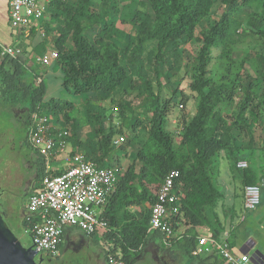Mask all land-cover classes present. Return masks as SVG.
Returning a JSON list of instances; mask_svg holds the SVG:
<instances>
[{
    "label": "trees",
    "instance_id": "1",
    "mask_svg": "<svg viewBox=\"0 0 264 264\" xmlns=\"http://www.w3.org/2000/svg\"><path fill=\"white\" fill-rule=\"evenodd\" d=\"M214 5L215 0L49 2L41 25L46 35L57 34L53 44L59 53L56 63L63 72V87L75 95L97 93V98L112 97L113 102L112 94L117 91L122 99L117 114L124 124L107 123L116 112L107 104H94L89 97L85 99L82 117L74 101L44 103V81L38 83L24 77L29 60L26 50L22 47V55L13 58L2 55L0 48L1 108L9 110L25 102L31 103L34 111L42 109L54 114L58 122L65 121L77 145L100 165L112 159L120 165L116 149L120 146L128 156L129 150L137 146L136 160L122 171L103 211L109 221L103 234L105 240L111 241L108 257L121 253L125 264H130L149 241L161 235L149 231L151 205L171 170L180 171L175 188L182 195L175 220L189 226L172 248L187 250L189 254L198 247V234L191 235L190 229L207 225L215 237L224 229L217 215L207 211L223 197L215 182L220 152L224 151L233 166L242 170L243 187L264 177L251 163L245 169L237 165L248 159L247 155L254 158L252 130L264 118V0H219L215 14ZM119 21L131 24L134 32L120 28ZM96 34L98 38L93 41L89 36ZM193 41L194 56L183 66L181 47ZM163 66L167 70L184 67L181 78L187 73L191 94L182 91L177 99L178 90L174 87L172 96L165 97L168 82H164ZM146 67L150 74L143 72ZM137 86L148 97L142 101L145 105L141 113H136L134 103ZM192 97L195 110L188 117L179 109L178 100L183 104ZM176 108L181 129L172 132L169 123ZM132 115H136L134 121ZM127 121H132L127 126L131 135L116 145L115 137L124 134ZM86 125L92 130L83 142L76 132ZM243 129L251 133V153H242L246 147L238 143L234 132ZM42 159L41 177L30 195L45 175ZM134 207L141 208L139 214ZM35 220L34 216L24 223L32 226ZM219 259L215 252L204 261L225 264Z\"/></svg>",
    "mask_w": 264,
    "mask_h": 264
},
{
    "label": "built area",
    "instance_id": "2",
    "mask_svg": "<svg viewBox=\"0 0 264 264\" xmlns=\"http://www.w3.org/2000/svg\"><path fill=\"white\" fill-rule=\"evenodd\" d=\"M51 0H10V24L13 30L31 36V28L46 35L41 23ZM2 55L17 58L23 48L0 43ZM58 50L36 54L33 58L39 63L49 65L58 58ZM42 78H38V83ZM69 130L56 120V116L42 109L33 113V125L29 132L30 145L45 161V175L39 187L33 192L26 204L27 211L36 220L29 226L33 245L37 250L56 254L59 251L64 234L69 228H79L88 235L99 230L106 231L109 221L102 214L109 196L115 190L122 168L117 164L100 165L86 156L84 152L69 151ZM125 136L115 138L119 145ZM62 158L61 165L56 161ZM238 168L245 169L248 161L240 160ZM180 176L178 169L171 170L162 183L157 198L151 205L149 231H158L163 243L172 246L182 239L179 221L175 220L181 209L182 195L176 190L175 183ZM264 178L256 184L244 187L245 207L254 209L261 203ZM101 208V212L97 209ZM214 244L226 264H244L249 260V251L241 256L232 252L228 238L217 241L213 237L198 236L195 254L203 253L204 246ZM109 264H125L121 253L110 254Z\"/></svg>",
    "mask_w": 264,
    "mask_h": 264
},
{
    "label": "rangeland",
    "instance_id": "3",
    "mask_svg": "<svg viewBox=\"0 0 264 264\" xmlns=\"http://www.w3.org/2000/svg\"><path fill=\"white\" fill-rule=\"evenodd\" d=\"M131 0H120V4H125L130 2ZM97 4V3H96ZM95 4V5H96ZM219 6V0H215V5L213 7V13L215 14ZM11 25V24H10ZM118 25L120 28H124L129 33L134 32L132 25L129 23H124L119 21ZM53 33V32H52ZM52 33H48L45 37V39L48 38L49 35ZM89 34V33H87ZM54 35V34H52ZM55 35H57L55 33ZM54 35V36H55ZM41 36V35H40ZM95 36V37H93ZM89 36L94 41L98 38V35ZM14 44L20 43L18 41H14ZM13 43H11L13 45ZM48 43V42H47ZM21 48L25 47L23 44L21 45ZM183 52L182 57V65L184 66L187 62L192 61V56H194V50L196 48V44L193 41L190 44L182 45L181 47ZM52 49H56L55 45L52 42V45L47 44L46 50L44 53L52 51ZM27 51V50H26ZM214 54H217V50H215ZM42 55V54H40ZM164 76V82H168L165 85L164 88V96L165 97H171L173 88L177 87L178 90V98L180 99V94L182 91L191 94L189 88H188V75L185 74L186 77L181 78L185 68L182 69L175 66L171 70H167L166 67L163 66L162 68ZM143 72L146 74H150L151 71L148 70V67L143 69ZM24 77L26 80L34 81L36 82L37 78H42L45 85V94L43 102H50L53 100L63 101V100H71L74 101L80 110V117L83 115V109H84V102L85 99H91L94 104L96 103H102L107 104L108 106H111L113 110L116 112V114L113 117H108L107 123L109 121H113L114 123H123V120L118 116V106L120 105L119 102H122V99H120V94L115 91L112 96L114 102L111 101L112 97H105L106 99L97 98V93H89L86 95H75L73 91H67L63 85H62V78H63V72L60 66L54 61L53 63L46 65L43 63H39L33 58H29L28 60V67L24 71ZM137 85L139 86V80L136 81ZM136 87L135 95H137V100H134V103L136 104V113H141L144 108V103L142 102L145 98L147 100L148 97H146V93H141V88ZM262 84L260 85V89H262ZM157 89V84H154V90ZM176 96V97H177ZM89 97V98H88ZM195 98L192 97L187 103H183L182 101L178 100V106L179 109H182L186 116L190 117L193 115L195 110ZM179 109L176 108V114L171 117L170 123H169V130L172 132H177L181 129L179 122H178V115ZM109 111V109H108ZM118 113V114H117ZM137 115V114H136ZM132 115V120L134 121V116ZM130 116V115H128ZM132 121H127L124 125V134L117 135L115 138L123 135L125 138L127 136L131 135L129 128L127 127L130 125ZM62 126L68 127L64 120L61 122ZM68 129V128H67ZM91 126L86 125L83 128H80L76 135H82L86 138L91 132ZM254 132L257 133V138H260V130L259 126H256L254 129ZM237 138L242 144H245L250 136V132L246 129L243 130H235L234 131ZM72 133V130H71ZM72 135V134H71ZM69 136V138L71 137ZM95 138V136H91ZM21 139V133L18 131L17 123L14 121V119L11 117V113L8 110H4L0 107V191L3 193L2 201L8 202L9 204V215H8V225L10 230L17 236V238L24 244V245H32L33 240L30 233L29 226H26L23 221L20 218V211L22 208L21 204V187L23 186L24 179L27 178L29 175V172H27V161L25 158V153L28 152V149H26L25 145H21L20 142ZM70 141V139H69ZM12 142L16 143L15 149H13ZM136 147L134 146L132 149L129 150L128 156L125 155L126 151L120 146L116 149L115 157H120V165L122 170H125L127 166L136 160ZM75 151L80 152L83 151L81 148L76 149ZM247 151V149H244L242 153ZM250 151V149H249ZM259 151V150H258ZM262 152V162L264 163V149L260 150ZM86 154V153H85ZM87 156V154H86ZM251 167L254 168L259 175H264V170H262L259 167L258 160L254 157H250V155H247ZM114 157V158H115ZM219 159V173L216 175V185L220 189V191L223 193V197L218 202L217 211L220 215V219L224 222L227 220V227L231 230L232 234V241H239L240 243L236 244L232 252L236 255L241 256V244L246 243L250 247V257H253V255L259 251L262 254H264V189L262 191V198L261 203L254 209H248L245 207V196H244V187L242 185V170H238L233 166V162L228 159L224 153V151L220 152V155L218 157ZM115 159L110 160L109 162H106L105 165H111L115 164ZM56 164V163H55ZM57 165V164H56ZM27 198L25 200V204L28 202ZM101 208H98L97 211L101 212ZM134 211L139 214L141 211L140 207H134ZM230 214H225V212H228ZM230 215V216H229ZM187 225L182 224V229H186ZM73 233L76 234L78 232L77 230H80L78 228H73ZM204 228L202 226H199L195 229H190L189 233L192 235L202 233L204 232ZM105 231L99 230L97 233L93 235L92 241L94 242H102L105 240L103 238V234ZM205 233V232H204ZM211 233V231H208L206 234ZM161 236V235H160ZM92 247L88 249H82L78 250L76 252H70L67 251L62 254V261L61 264H97V259L92 253ZM207 252V253H206ZM208 249L204 253H200L199 256H195L193 259L199 260L200 258H205L208 256ZM130 264H153L152 261H150L148 258L144 260H136L131 261ZM245 264H256L254 263L250 258L248 262H245Z\"/></svg>",
    "mask_w": 264,
    "mask_h": 264
},
{
    "label": "flooded vegetation",
    "instance_id": "4",
    "mask_svg": "<svg viewBox=\"0 0 264 264\" xmlns=\"http://www.w3.org/2000/svg\"><path fill=\"white\" fill-rule=\"evenodd\" d=\"M11 113V117L17 123L18 131L21 133V145H25L28 152L25 153V158L27 161V172L29 175L27 178H23V186L21 187V204L22 208L20 211V218L25 222V219L32 220L33 215H31L24 203L27 198H29L30 193L34 190L35 186L39 182L41 177V172L43 168V159L40 154L30 145L29 143V132L33 125V113L31 103H19L17 106H12L8 110ZM15 149L16 143H11ZM3 195H0V213L3 216L5 225H8V215H9V203L2 201ZM25 224V223H24ZM10 229V228H9ZM75 236L66 231L64 234L62 243L60 245L59 251L56 254H52L47 251L37 250V254L33 258V264H61L62 254L70 251L76 252L78 250L88 249L92 247V253H94L97 264H109L108 253L111 241L103 240L102 242L92 241L93 236L86 234L81 230H77ZM23 244V243H22ZM24 245V244H23ZM32 245H24L25 248L31 247ZM32 249H36L33 246ZM195 251V250H194ZM189 254L188 251H178L172 246H166L160 235H157L153 241H149L140 251V253L135 257L133 261L149 259L153 264H189L190 260H193L195 254ZM195 263L198 260L194 259Z\"/></svg>",
    "mask_w": 264,
    "mask_h": 264
},
{
    "label": "crops",
    "instance_id": "5",
    "mask_svg": "<svg viewBox=\"0 0 264 264\" xmlns=\"http://www.w3.org/2000/svg\"><path fill=\"white\" fill-rule=\"evenodd\" d=\"M9 10H10V0H0V43H2L4 45H12L11 43H13L14 41H18L19 40L20 43H17V44H21V45L23 44V46L25 47V50H27L26 52H27V56L29 58H33V56L36 55V54H44V52L46 50L47 44L52 45V42L54 41V35H55V33H52L54 35H52V34L49 35L47 39H45L42 36H40V34L38 33L37 29H32L31 28V36L25 35V32L24 31L21 32V33H19L17 31L13 30V28L10 25ZM54 25L55 24H53L52 26L54 27ZM13 45H15V44L13 43ZM259 130H260V133H259L260 138H257L256 131L254 132V130H252L253 131V134H254L253 136H254V139H255L254 149H252V152L253 151L255 152L254 157L258 160L259 167L262 170H264V163L261 161L262 160V152L260 151L261 149H264V118H261L260 125H259ZM77 136L83 142H85L86 139L88 138L87 136H86V138H84L83 137V134L80 135V136L79 135H77ZM250 139H251V134H250V136H249V138H248V140H247V142L245 144H242L239 141V139H238V143L240 145L246 147V149H247L246 153H251V151H249V149H248V145H249ZM77 148L80 149L79 145H77L76 140H74V138L71 137L70 138V141H69V151L68 152H70L71 154L74 153V152H77V151H75ZM80 152L86 153L85 150L80 151ZM243 160H246V161H248V163H250L249 158L248 159L245 158ZM106 162H109V161H106ZM106 162H105V164H106ZM61 163H62V158H59L56 161V164L59 166V165H61ZM262 178H264V177H262ZM217 206H218V204H216L214 207H207V211L210 212L211 214H216L217 215V217L219 218V221L223 225L224 229L219 233V236L218 237H215V236H213V231H212V229L209 226H207V225L206 226H202L205 229L204 230L205 233L204 232L198 233L197 236H209V237L215 238L217 241H223V240H225V238H228L229 243H230V247H231V249H233V247L236 244L240 243V242L239 241H237V242L232 241V234L233 233L227 227L228 217L226 218V222L225 221L223 222L220 219V215L218 214V211L216 209ZM103 211H104V209L102 210V214H103ZM225 214L227 215V214H230V213L228 211V212H225ZM182 224L183 223H180L179 224V229L185 232L189 228V226L188 227L186 226L187 227L186 229H182V227H181ZM72 229L73 228H69L67 231L69 233H71L72 235L75 236V234L73 233V230ZM81 231H83V230H81ZM208 231H211V233L206 234ZM93 235H91V236H93ZM153 240H151V241H153ZM232 243H233V246H231ZM241 245H242L241 246V249H240L241 252H245V251H242V247L244 245H246L247 247H249L246 243H243ZM206 249H208V251H209L208 255H211V254H213V253L216 252L219 255L220 259L221 260L223 259L221 257V255L219 254V252L216 249V246L214 244H211V243L206 244L204 246V250L206 251ZM250 250H249V252H250ZM197 256H199V254ZM250 259L252 260V257H250ZM212 260H213V258H212ZM212 260H205L204 261V258H200L198 260V263L197 262L195 263V260L193 259V260H190L189 264H205V262L206 263H210ZM248 261H246V262H248ZM256 261H257V264H264V254H262L261 252L258 253V258L256 259Z\"/></svg>",
    "mask_w": 264,
    "mask_h": 264
},
{
    "label": "water",
    "instance_id": "6",
    "mask_svg": "<svg viewBox=\"0 0 264 264\" xmlns=\"http://www.w3.org/2000/svg\"><path fill=\"white\" fill-rule=\"evenodd\" d=\"M3 194L0 191V195ZM34 246V245H33ZM33 246L25 248L17 236L5 225L0 213V264H33V258L37 254V249ZM250 247L244 245L242 251H249ZM257 251L252 260L257 264Z\"/></svg>",
    "mask_w": 264,
    "mask_h": 264
}]
</instances>
